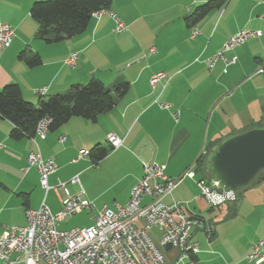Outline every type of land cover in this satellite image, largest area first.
<instances>
[{
  "label": "crops",
  "instance_id": "obj_1",
  "mask_svg": "<svg viewBox=\"0 0 264 264\" xmlns=\"http://www.w3.org/2000/svg\"><path fill=\"white\" fill-rule=\"evenodd\" d=\"M37 1L45 0H0V22L15 32L10 47L0 49V90L17 84L23 98L36 104L33 91L41 87L50 96L97 79L110 89L118 83H127L128 89L95 121L73 117L34 137L42 157L57 166L48 177L53 189L46 196L37 170H23L34 143L29 137L12 140L11 124L0 119V235L3 227L24 226L25 211L43 202L58 212L64 198L61 185L68 196L95 205L77 213L125 204L142 178L144 163L163 167L168 178H181L195 172L197 160L211 145L264 120V75L256 74L264 67L260 0H228L194 26L184 18L209 0H111L109 10L126 27L124 33L116 34L114 21L105 15L92 18L83 33L55 44L35 39L38 25L29 11ZM193 28L198 34L191 37ZM242 30L261 35L225 52L227 60L235 58L233 63L219 59L210 68L208 59ZM70 53L78 57L73 68L64 64ZM35 55L41 65L29 68L26 60ZM159 72L166 79L152 88L151 76ZM161 102L170 109H159ZM108 133L121 139L119 148L97 163L91 154L77 159L80 151L91 152L95 146L111 149ZM75 177L78 183L72 182ZM197 179L183 178L165 201L178 203L187 216L204 222L191 231L199 247L197 259L201 264H251L246 257L252 244L264 241V181L241 191L234 205L211 209L198 193Z\"/></svg>",
  "mask_w": 264,
  "mask_h": 264
},
{
  "label": "built area",
  "instance_id": "obj_2",
  "mask_svg": "<svg viewBox=\"0 0 264 264\" xmlns=\"http://www.w3.org/2000/svg\"><path fill=\"white\" fill-rule=\"evenodd\" d=\"M264 3V0H260ZM108 15L114 21L113 31L122 34L126 27L110 10H99L91 17L99 19ZM198 34L193 28L191 37ZM259 31L242 30L231 37L223 46V50L208 59L210 68L217 60H223L226 65L235 61L227 60L225 52L243 45L248 39L260 36ZM15 36L12 26L0 22V49L10 47ZM154 49H151L152 53ZM77 53H70L64 64L73 68L77 61ZM256 74L264 75V67ZM166 79L164 73L151 76L150 86L154 88ZM46 87L34 89L35 97H44ZM159 109L168 110L167 102L158 104ZM176 118V114H173ZM50 119H41L30 137L35 145V151L27 158V166L38 172L39 184L47 193L53 188L48 183V177L54 174L57 166L51 159H45L39 152L34 137L44 136L49 130ZM65 141V138H61ZM107 143L111 150L122 145L114 133H108ZM90 151L82 150L77 159L89 157ZM77 161V160H75ZM183 178L194 179L193 171H188L178 179L168 178L163 167L144 163L142 178L131 188L129 199L125 204L103 205L92 219V225L87 228L59 230V225L68 216L75 215L80 210H90L94 206L81 197H70L63 185L64 198L61 208L53 213L43 202L38 209L25 211L24 226L3 227L0 235V261L2 264H201L197 259L199 247L191 240V231L201 228L204 222L187 216L178 203H166V199L182 182ZM78 183L77 177L72 180ZM198 193L210 207H217L225 202H233L235 194L223 193L215 185L204 180L195 181ZM156 231L157 244L150 232ZM168 249L167 252H164ZM248 263L264 264V241L258 240L252 244L246 257Z\"/></svg>",
  "mask_w": 264,
  "mask_h": 264
},
{
  "label": "trees",
  "instance_id": "obj_3",
  "mask_svg": "<svg viewBox=\"0 0 264 264\" xmlns=\"http://www.w3.org/2000/svg\"><path fill=\"white\" fill-rule=\"evenodd\" d=\"M227 1L209 0L195 7L184 18V21L188 26H194L210 11L222 8ZM110 5L111 0L37 1L32 4L29 11L31 19L38 25L35 39L45 44H55L75 37L86 30L92 19V13L99 10H109ZM26 65L29 68L38 67L41 65V59L35 55L26 60ZM127 89V83H118L110 89L101 81L91 79L85 85L70 86L62 94L38 97L37 103L33 104L23 98L21 89L17 84H6L0 90V119L11 124L10 138L12 140H20L23 137L30 138L34 135L37 123L43 118L50 119L49 132L59 129L73 117L95 121L98 115L109 111L116 101L124 96ZM262 127H264V120L240 132ZM218 143L211 145L196 163L195 175L208 184L211 183V176L205 170V157L211 148ZM110 150L102 146H95L91 151L94 162L103 160ZM256 180L264 181V171L258 173L247 187L237 190L233 202H225L217 207L228 204L234 205L239 193L247 189ZM213 208L215 207H211V209ZM167 251L168 249L164 250V252Z\"/></svg>",
  "mask_w": 264,
  "mask_h": 264
},
{
  "label": "water",
  "instance_id": "obj_4",
  "mask_svg": "<svg viewBox=\"0 0 264 264\" xmlns=\"http://www.w3.org/2000/svg\"><path fill=\"white\" fill-rule=\"evenodd\" d=\"M205 170L223 193L247 187L264 171V127L238 132L214 145L205 157Z\"/></svg>",
  "mask_w": 264,
  "mask_h": 264
},
{
  "label": "rangeland",
  "instance_id": "obj_5",
  "mask_svg": "<svg viewBox=\"0 0 264 264\" xmlns=\"http://www.w3.org/2000/svg\"><path fill=\"white\" fill-rule=\"evenodd\" d=\"M173 202L174 201H169L168 203L171 204ZM91 204L95 208V205L92 202H91ZM95 214L90 212V211H83L81 213H76L75 215L68 216L65 219V221L62 224H60V226H59L60 229L59 230L69 231L71 229H76V228L77 229L87 228V227H85L84 224L87 223L88 221L92 222V219L95 216ZM149 234H150V236H152V238L154 239L155 243L157 244V233H156V231H152Z\"/></svg>",
  "mask_w": 264,
  "mask_h": 264
}]
</instances>
